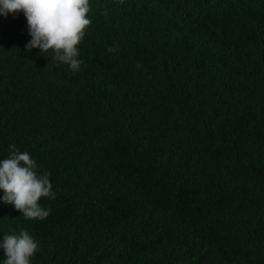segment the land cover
Returning a JSON list of instances; mask_svg holds the SVG:
<instances>
[{"label":"trees","instance_id":"1","mask_svg":"<svg viewBox=\"0 0 264 264\" xmlns=\"http://www.w3.org/2000/svg\"><path fill=\"white\" fill-rule=\"evenodd\" d=\"M89 2L76 72L0 17V158L56 192L0 202V235L32 264H264V0Z\"/></svg>","mask_w":264,"mask_h":264},{"label":"clouds","instance_id":"2","mask_svg":"<svg viewBox=\"0 0 264 264\" xmlns=\"http://www.w3.org/2000/svg\"><path fill=\"white\" fill-rule=\"evenodd\" d=\"M89 10V0H0V17L23 13L30 37L25 50L38 49L40 55L51 51L52 58L72 72L82 63L77 45L91 23ZM8 149V155L0 158V202L12 205L26 220H43L51 209L42 205L41 198L56 197L50 173L39 169L28 151L11 143ZM0 237V264H32L39 243L29 231Z\"/></svg>","mask_w":264,"mask_h":264}]
</instances>
